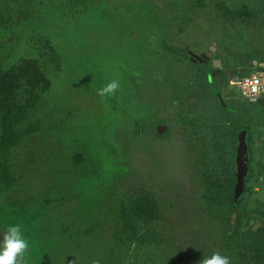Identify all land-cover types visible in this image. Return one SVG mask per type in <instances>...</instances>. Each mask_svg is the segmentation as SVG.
<instances>
[{"label":"rangeland","instance_id":"1","mask_svg":"<svg viewBox=\"0 0 264 264\" xmlns=\"http://www.w3.org/2000/svg\"><path fill=\"white\" fill-rule=\"evenodd\" d=\"M67 1L0 0L9 18L0 69L34 56L41 40L62 57L33 117L37 131L12 152L17 179L0 189V238L21 225L28 264H125L113 238L115 209L144 194L160 210V243L128 261L199 264L219 251L241 264L227 210L201 199V154L211 152L215 127L228 139L234 126H249L250 151L264 160V111L239 98L235 85L248 75V59L264 63V0H104L65 10ZM161 43L210 52L198 64L212 82L187 54L174 60ZM113 79L115 96L99 97ZM160 124L168 138H155Z\"/></svg>","mask_w":264,"mask_h":264},{"label":"trees","instance_id":"2","mask_svg":"<svg viewBox=\"0 0 264 264\" xmlns=\"http://www.w3.org/2000/svg\"><path fill=\"white\" fill-rule=\"evenodd\" d=\"M25 4L33 0H23ZM104 0H68L64 4L65 10L78 9L93 5ZM226 15L241 17L245 10L231 13L221 8ZM8 17L0 10V34L4 29ZM161 47L174 60L186 50H180L171 45L161 43ZM253 58L248 59L245 67L248 75L259 67L261 62L253 66ZM191 66H197L199 72L202 66L189 58ZM62 70L60 52L47 40H41L34 56L21 59L6 69H0V189H10L16 184V174L11 165V155L23 140L34 134L39 123L33 120L40 102L41 95L51 86V77H56ZM205 78L212 82L211 73H205ZM213 90V94H215ZM217 95V93H216ZM253 108L264 111V105L258 101L246 100ZM260 106V108H259ZM261 111V112H262ZM264 113V112H262ZM140 120L135 123L134 136L141 135ZM161 126L158 125L157 127ZM220 127H215L212 133L213 141L210 153L201 154V181L203 193L201 199L208 207H225L228 236L238 240L240 245L241 264H264V160L261 156H253L249 147V126L236 127L228 135L222 136ZM245 132L247 144L248 172L244 178V189L239 198H234L236 182L235 152L238 135ZM155 138L159 139L157 130ZM228 142V143H227ZM264 156V152L261 153ZM160 210L156 201L144 194L131 195L122 200L115 209V227L113 238L117 246L127 257L125 264H139V260L131 259L139 256L143 250L151 246H158L160 237L156 231V221ZM47 264H51L47 263Z\"/></svg>","mask_w":264,"mask_h":264},{"label":"clouds","instance_id":"3","mask_svg":"<svg viewBox=\"0 0 264 264\" xmlns=\"http://www.w3.org/2000/svg\"><path fill=\"white\" fill-rule=\"evenodd\" d=\"M119 89V80L113 79L97 89L96 94L101 98L113 97ZM28 252L29 241L25 237L21 225H9L0 238V264H28ZM92 264H100V262L93 260ZM199 264H231V260L219 251H214L210 256L203 257Z\"/></svg>","mask_w":264,"mask_h":264},{"label":"water","instance_id":"4","mask_svg":"<svg viewBox=\"0 0 264 264\" xmlns=\"http://www.w3.org/2000/svg\"><path fill=\"white\" fill-rule=\"evenodd\" d=\"M212 50H213V47H211V51ZM187 55L189 56L190 60L193 62L206 63V61L209 60L211 53L207 52L206 54H201L198 56L190 51H187ZM256 65L257 63L254 62V66ZM212 67L213 68L219 67V61L213 60ZM259 67H264V63L259 64ZM253 101L254 100H252V102ZM157 134L161 138H168L167 127L162 126V125L159 126L157 128ZM247 156H248V153H247V144L245 142V132H240L238 135V143H237L236 152H235L236 182H235L234 190H233L235 199L240 197L244 189V178L248 172Z\"/></svg>","mask_w":264,"mask_h":264},{"label":"built area","instance_id":"5","mask_svg":"<svg viewBox=\"0 0 264 264\" xmlns=\"http://www.w3.org/2000/svg\"><path fill=\"white\" fill-rule=\"evenodd\" d=\"M235 85L241 99L250 101L264 99V70H256L249 76L236 79Z\"/></svg>","mask_w":264,"mask_h":264},{"label":"flooded vegetation","instance_id":"6","mask_svg":"<svg viewBox=\"0 0 264 264\" xmlns=\"http://www.w3.org/2000/svg\"><path fill=\"white\" fill-rule=\"evenodd\" d=\"M260 105H264V101H258Z\"/></svg>","mask_w":264,"mask_h":264},{"label":"crops","instance_id":"7","mask_svg":"<svg viewBox=\"0 0 264 264\" xmlns=\"http://www.w3.org/2000/svg\"><path fill=\"white\" fill-rule=\"evenodd\" d=\"M160 46H161V45H160ZM161 50H163L162 47H161ZM163 51H164V50H163ZM164 52L167 53L166 51H164ZM254 62H255V61H253L252 64H254ZM256 63H257V62H256ZM260 64H261V63H260ZM239 98H240V97H239Z\"/></svg>","mask_w":264,"mask_h":264}]
</instances>
